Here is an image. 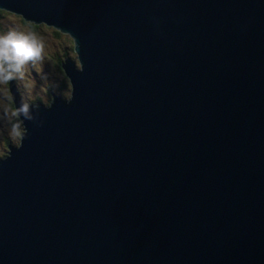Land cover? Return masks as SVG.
Listing matches in <instances>:
<instances>
[{
	"label": "water",
	"instance_id": "1",
	"mask_svg": "<svg viewBox=\"0 0 264 264\" xmlns=\"http://www.w3.org/2000/svg\"><path fill=\"white\" fill-rule=\"evenodd\" d=\"M68 32L70 95L0 157V264H264V0H0Z\"/></svg>",
	"mask_w": 264,
	"mask_h": 264
},
{
	"label": "rangeland",
	"instance_id": "2",
	"mask_svg": "<svg viewBox=\"0 0 264 264\" xmlns=\"http://www.w3.org/2000/svg\"><path fill=\"white\" fill-rule=\"evenodd\" d=\"M3 9V8H0ZM5 10L6 19L8 21V24H6L4 27H0V35L6 34L9 31H18V32H34L38 36L43 38L44 44H45V50H44V59L40 62H37L35 64H27L22 69H20L18 72H16V76H18V80L20 82V92H22V98L25 101L30 100L31 98L35 99L40 97L39 100L47 103L50 99V95H48L47 88L49 86H55V92L56 90L62 91L61 88H57L56 84L59 81V78L63 77V72H60L54 65V62L51 60V56L54 53V50L59 47L63 46L66 47V44L68 47L71 45L73 46L72 38L69 35L68 32H64L61 30V32L64 35H56L53 30L55 28L51 25H47L48 28L51 29L52 33L49 34L50 29H47L46 27L42 28V30L33 27L29 20H26L23 18V16H20L17 14V12H14L12 10ZM24 19V20H23ZM27 23V24H26ZM33 23V22H32ZM77 53L73 52L70 53L71 58H76ZM65 73V72H64ZM7 84L6 83H0V137L2 134H8V135H15V128L13 124L9 122V118L11 117V112H9V108L5 103V100L3 99L5 97V92L8 91ZM50 93V92H49ZM69 95H70V87H69ZM68 95V96H69ZM49 103V102H48ZM13 114H15V110L12 109ZM16 115V114H15ZM18 135H16V139L14 144L18 143ZM1 151V146H0Z\"/></svg>",
	"mask_w": 264,
	"mask_h": 264
},
{
	"label": "clouds",
	"instance_id": "3",
	"mask_svg": "<svg viewBox=\"0 0 264 264\" xmlns=\"http://www.w3.org/2000/svg\"><path fill=\"white\" fill-rule=\"evenodd\" d=\"M43 38L34 32L9 31L0 35V83L16 78V72L25 65L35 64L44 59ZM28 104H22L19 111L23 117L32 120Z\"/></svg>",
	"mask_w": 264,
	"mask_h": 264
},
{
	"label": "trees",
	"instance_id": "4",
	"mask_svg": "<svg viewBox=\"0 0 264 264\" xmlns=\"http://www.w3.org/2000/svg\"><path fill=\"white\" fill-rule=\"evenodd\" d=\"M5 12V10H3V9H0V27H4L6 24H8V25H10L9 23H8V21H7V19H6V15L7 14H5L4 13ZM24 20V19H23ZM27 24V23H26ZM30 24L33 26V27H36V28H38L39 30L41 29L42 30V28H44V27H46L47 29H50V28H48L47 27V25H46V23L45 22H40V23H38V24H36V23H32V22H30ZM5 28V27H4ZM55 28V27H54ZM55 31V32H54ZM53 32L56 34V35H58V34H60L61 36L62 35H64L62 32H61V30H59V29H57V28H55V30H53ZM51 33H52V31H51V29H50V31H49V34L51 35ZM68 36H70V35H68ZM71 37V36H70ZM73 41V40H72ZM73 43V42H72ZM69 46V45H68ZM67 46V44H66V47L64 48L63 46H59V47H57L55 50H54V53L52 54V56H51V60H52V62H54V65H55V67L60 71V72H63V69H62V67H61V61H63L64 59H65V57H67V56H69L70 57V53H73V52H76L75 50H74V47L71 45L70 47H68ZM15 81H16V83L18 84V87H19V95H20V97H21V100L23 101V103L24 104H31V103H35L36 101H38L39 99H40V97H38V98H35V99H33V98H31L30 100H28V101H25L22 97V92H20V82H19V80H18V76H16V78L14 79ZM8 83H9V81L8 82H6V84H7V87H9L8 86ZM56 86H57V88L59 87V88H61V90L62 91H59V90H56V92H58V93H60L63 97H68V95H69V87H70V81L68 80V78H67V76L65 75V73L63 72V77L62 78H59V81L57 82V84H56ZM55 86H49L48 88H47V91H49V92H47L48 93V95H50V100H51V92H55ZM70 90H71V88H70ZM8 91H9V94H10V90H9V88H8ZM50 100L48 101V102H50ZM8 101H9V105H10V107L12 108V109H14L15 110V114H16V118H13L12 119V122L13 123H15L14 124V128H15V131H16V135H18V139H19V136H20V134H19V131L21 130V127L20 126H18V124L20 125V121H21V119L18 117V115H17V112H16V108H15V106H14V103H13V100H12V98H11V96H8ZM41 101V100H40ZM47 102V103H48ZM45 103V102H44ZM3 135V134H2ZM1 135V136H2ZM14 136H8V135H5V138H0V140H4L5 141V144H7V142H9V141H12ZM15 139H16V137H15ZM17 139V140H18ZM2 145H4V144H2V143H0V146H1V151H0V157L3 155H5L6 154V152H5V154L2 152V149H3V147L4 146H2ZM6 147V146H5ZM8 148V147H7Z\"/></svg>",
	"mask_w": 264,
	"mask_h": 264
},
{
	"label": "flooded vegetation",
	"instance_id": "5",
	"mask_svg": "<svg viewBox=\"0 0 264 264\" xmlns=\"http://www.w3.org/2000/svg\"><path fill=\"white\" fill-rule=\"evenodd\" d=\"M8 96H10L9 91L5 92V97H4L3 99L5 100V103H6V105H7L8 108H9V112H11V117L9 118V122H10L11 124H13V126H14L15 123L12 122V119H13V118H16V115L13 114V112H12V108H11L10 105H9ZM15 132H16V131H15ZM20 132H21V130L19 131V134H20ZM5 135H8V134H3L0 138H5ZM8 136H10V137H11V136H14V137L12 138L13 140L7 142V144H5V141H4V140H0V143L4 144V145H2V146H4L3 149H2V152H3L4 154H5V152L7 151L8 144H10V145H14L16 134H15V135H8ZM16 144H17V143H16ZM5 146H6V147H5Z\"/></svg>",
	"mask_w": 264,
	"mask_h": 264
}]
</instances>
